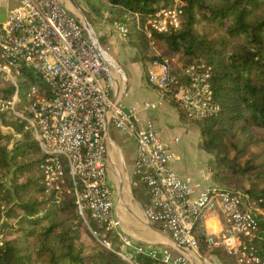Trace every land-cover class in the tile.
I'll use <instances>...</instances> for the list:
<instances>
[{
    "label": "built area",
    "instance_id": "1",
    "mask_svg": "<svg viewBox=\"0 0 264 264\" xmlns=\"http://www.w3.org/2000/svg\"><path fill=\"white\" fill-rule=\"evenodd\" d=\"M182 5L181 0H169L168 6L148 14L147 35L150 30L166 32L178 27ZM0 9L4 10L0 77L12 86L8 96L0 95V111H10L24 121L25 129L47 155L42 178L48 192H60L68 181L84 219L88 215L108 229L120 227L108 179L106 138L111 125L135 141L129 186L146 189L144 220L158 225L173 243L160 251L131 245L118 232L124 245L151 257L160 254L163 264H191L180 248L199 254L194 234L198 230L207 248L221 249L239 264H264L254 246L245 242L258 230L259 218L246 206L243 192L217 183L197 191L189 179L171 168L174 152L161 139L153 120L112 96L113 71L121 70L92 27L87 29L63 0H0ZM115 30L121 38H128L124 23L115 24ZM148 64L145 75L158 91L156 105L172 101L190 121L219 111L205 64H189L176 74L167 59ZM29 77L32 80L21 95L20 81ZM151 106L148 101L143 104L145 110ZM212 211L222 213L229 223L218 234L206 232Z\"/></svg>",
    "mask_w": 264,
    "mask_h": 264
},
{
    "label": "trees",
    "instance_id": "2",
    "mask_svg": "<svg viewBox=\"0 0 264 264\" xmlns=\"http://www.w3.org/2000/svg\"><path fill=\"white\" fill-rule=\"evenodd\" d=\"M83 1L84 14L93 22L127 25L128 43L144 65L167 59L174 74L189 64L209 69L220 109L193 121L199 127V147L213 156L209 168L217 184L241 190L246 206L257 212L258 230L245 242L256 246L264 261V0H181L178 27L150 30V35L143 28L148 14L169 0ZM150 47H158L160 55H147ZM31 80L20 81L21 95ZM11 92L0 77V95ZM0 119L16 136L11 140L0 130V229L11 236L0 239V264H130L105 241L130 254L136 264H163L160 254L151 257L123 246L87 215L96 232L92 235L71 192L58 196L47 191L42 178L47 155L24 121L10 111H0ZM194 234L199 251L208 250L201 233ZM211 251L227 264L223 252Z\"/></svg>",
    "mask_w": 264,
    "mask_h": 264
},
{
    "label": "crops",
    "instance_id": "3",
    "mask_svg": "<svg viewBox=\"0 0 264 264\" xmlns=\"http://www.w3.org/2000/svg\"><path fill=\"white\" fill-rule=\"evenodd\" d=\"M74 1L76 4L77 2H82V0ZM91 27L95 31L100 44V41H102L106 46L112 44L117 49L119 40L126 46L124 51L120 52L118 56L121 64L111 55L122 73L117 72L115 69L113 71L115 85L112 96L123 99L126 94V85L130 81L131 89L138 94V97L128 99L129 105L137 107L143 117L152 119L161 139L170 144L174 152L171 168L180 177L189 179L197 191L217 183L213 179V173L209 168V162L211 158L213 159V156L199 147L200 133L195 143H191L187 137L184 140L185 136L180 139L182 135L188 136L187 134L191 128L187 123L193 121L184 119L179 112V108L171 101L163 100L161 104L156 105L159 99L158 91L148 83L145 75L149 64L144 65L140 59H136V49L128 44L127 39L122 40L123 38L115 30V25L100 21L91 25ZM146 101L152 103L151 108L148 110L143 108V104ZM110 127L112 126L109 125L106 138L109 149L108 179L111 184L112 182L114 183L116 190L114 205L115 217L120 221L119 228L133 242L135 241L143 247H156L160 251L173 247L172 240L167 233L163 232L158 225L147 223L143 218L142 207L147 201L146 189L140 187L138 190L139 195L142 196V201H139L133 197L126 186L133 177V166L136 157L135 142L128 150L127 155L124 154L120 146L110 136ZM175 138L178 141L175 142ZM127 161L130 162L131 166L129 171ZM205 225L208 234H218L227 229L229 223L222 213L212 211ZM181 251L189 257L193 264H204V260H199L194 256L195 254L193 255V253L185 249H181Z\"/></svg>",
    "mask_w": 264,
    "mask_h": 264
},
{
    "label": "rangeland",
    "instance_id": "4",
    "mask_svg": "<svg viewBox=\"0 0 264 264\" xmlns=\"http://www.w3.org/2000/svg\"><path fill=\"white\" fill-rule=\"evenodd\" d=\"M63 1L70 8V10H72L75 14L78 15V17H80L81 20H83L82 18H85L87 20V22L89 24H91V25H93L96 22L104 21L103 19H96L93 22L91 19L87 18L86 15L84 14L85 11H86V9H87V7H86V5H85V3H84L83 0H82V2H77V4H76L77 5V8H75L74 6H72V4L69 2V0H63ZM108 24L115 25L114 23H108ZM145 24H146V22H145ZM145 24L143 26L144 30H146L145 29ZM122 40H126L127 42H129V39L127 37L126 38H123ZM100 42H101V45L103 46V48H106V44H104V42H102V41H100ZM124 47H126V46L123 44V42H121V41L118 40L117 49L114 48V46L112 44L111 45H108V53L110 55H112L113 57H115V59L119 62L118 56H119V53L120 52L124 51ZM155 48L157 50H159L158 47H155ZM156 49H154L153 47L152 48L150 47L149 50H148L147 55L153 54V55H158L159 56L160 55V53H159L160 51L157 52ZM136 59H138V60L140 59L141 60V57H140V55L138 54L137 51H136ZM137 97H138V94H136V93L133 92V90L131 89V83L129 81L127 83V85H126V94L124 95L122 101H123L124 104L129 105L128 99H130V98H137ZM187 124L190 126L191 130L188 132V134H187L188 136L182 135L180 139H183V137L185 136L184 137V140L187 137V139L189 138V141L191 143H195V140H197V138L199 137V127H198V125L195 122H188ZM0 130L3 133L8 134L10 136V139L11 140H14V138L16 137L14 135V132L3 124L2 119H0ZM110 136L120 146V148L122 149V152L124 154H126V155L128 153V150L130 149V147H132L134 145V142H135L132 137H130L129 135H127L125 133H122V132L118 131V129L114 128L113 126L110 127ZM212 161H213V159L211 158V161L209 163L212 164ZM127 168H128V171L131 169V166H130V162L129 161H127ZM111 185H112L113 197H114V201H115V193H116V190L114 188V183L113 182H112ZM126 186H127L128 190L131 191L133 197H135L139 201L140 200L142 201V196H140L139 193H138L139 192L138 191L139 188H136V189L135 188H131L129 186V184H127ZM63 188L64 189L61 190L60 192H57L56 191V194L58 196L62 195L63 192H71V191H69L70 188H69V182L68 181L66 183V186L64 185ZM49 192H54V191H49ZM2 220H3V218H2ZM83 221H84V223L87 225V227L90 230L92 227H90V225L88 223V220L83 218ZM42 223L43 224H46L47 223V220L46 219L43 220ZM260 228H261V226H260ZM4 230H1L0 229V239L11 237L10 235L4 234ZM105 231L108 232V234H111V237L114 236L116 238V241L122 243L123 246H126V245H124L123 241L120 238V235L117 234L118 232L121 234L122 237H126V239L130 241L131 245H138L135 241L133 242L132 239H130V237L127 234L123 233L120 228H116V229H108V228H105ZM91 232H92L91 233L92 235H96V234L93 233V229H91ZM102 244H104V243H102ZM22 245H23V243H22ZM104 245L107 248L115 251L118 255H120L123 259H125L130 264H136V262L132 260L130 254L125 253L121 249H116V247L114 246V243H112V242L109 241V245H106V244H104ZM123 246L121 245V247H123ZM130 248L132 250H134L133 247L130 246ZM254 248H255V250L256 249L258 250V248L256 246H254ZM211 250L212 249H209V248H208V250H205L204 252H201V251L198 250V253L199 254L193 253V255L195 254L194 256H196L199 260H202V261L204 260V264H206V263L207 264H222L220 262V260L217 258V256L214 254V251H211ZM219 250L225 254L227 264H239V262L233 256H231L230 254L226 253L225 251H223L221 249H219ZM191 264H193V263L191 262Z\"/></svg>",
    "mask_w": 264,
    "mask_h": 264
},
{
    "label": "water",
    "instance_id": "5",
    "mask_svg": "<svg viewBox=\"0 0 264 264\" xmlns=\"http://www.w3.org/2000/svg\"><path fill=\"white\" fill-rule=\"evenodd\" d=\"M69 2L72 4V6L77 8V5H76L74 0H69ZM82 19H83L82 21H83L84 25L86 26V28L90 30L91 29L90 24L87 22V20L85 18H82ZM3 20H4V10L0 9V21H3ZM180 249H182V248H180Z\"/></svg>",
    "mask_w": 264,
    "mask_h": 264
},
{
    "label": "bare ground",
    "instance_id": "6",
    "mask_svg": "<svg viewBox=\"0 0 264 264\" xmlns=\"http://www.w3.org/2000/svg\"><path fill=\"white\" fill-rule=\"evenodd\" d=\"M167 240V239H166ZM194 257V256H193ZM195 258V257H194ZM196 259V258H195Z\"/></svg>",
    "mask_w": 264,
    "mask_h": 264
},
{
    "label": "clouds",
    "instance_id": "7",
    "mask_svg": "<svg viewBox=\"0 0 264 264\" xmlns=\"http://www.w3.org/2000/svg\"><path fill=\"white\" fill-rule=\"evenodd\" d=\"M229 243H231V241H229Z\"/></svg>",
    "mask_w": 264,
    "mask_h": 264
}]
</instances>
